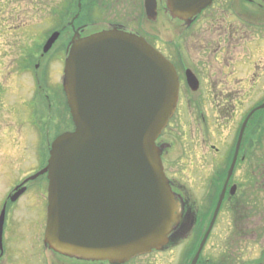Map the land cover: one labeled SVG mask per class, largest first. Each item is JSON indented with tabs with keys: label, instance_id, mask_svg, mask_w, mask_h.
<instances>
[{
	"label": "water",
	"instance_id": "95a60500",
	"mask_svg": "<svg viewBox=\"0 0 264 264\" xmlns=\"http://www.w3.org/2000/svg\"><path fill=\"white\" fill-rule=\"evenodd\" d=\"M145 1L155 20L156 0ZM213 1L167 0L172 17L188 24ZM64 88L75 131L54 140L47 167L32 177L49 179L46 244L69 257L113 264L162 250L179 221L156 145L177 108L175 67L143 37L114 28L73 40ZM3 224L4 213L0 231Z\"/></svg>",
	"mask_w": 264,
	"mask_h": 264
},
{
	"label": "rangeland",
	"instance_id": "374dc122",
	"mask_svg": "<svg viewBox=\"0 0 264 264\" xmlns=\"http://www.w3.org/2000/svg\"><path fill=\"white\" fill-rule=\"evenodd\" d=\"M83 1L84 8L82 6V10H79L84 22L123 23L146 35L163 52L170 54V47L175 54L182 52L191 67H196L204 77L198 92L193 93L186 88L183 90V99L195 100L191 110L197 111L198 115L201 113L203 116L205 108L209 111L215 110L210 106L213 100L210 84L212 80L221 82L225 79L237 63L244 67L239 77L243 78V81L251 79L252 84L249 82L243 86L241 80L228 81V85H233L231 100L232 105L234 102L235 111L228 114L231 121L228 122L229 127H237L242 116H246L264 100V91H260L264 87V18L259 16L258 6L245 4L243 19L235 18L232 11L229 18L228 12L223 13L220 6L215 7L196 28L184 33L178 22L169 20L168 14L164 12V3L160 4L157 21H148L144 17L142 0ZM77 4L78 0H0V211L3 204L9 201L14 187L46 165L54 139L61 132L71 128L72 121L65 99L55 90L50 93L56 97L48 103L45 94H41L36 86L38 84L46 90L49 85L56 84V78L54 82L46 80V73L48 68L50 73L62 68V63L56 59L59 49L49 51L42 60L39 55L42 54L47 38L57 26L66 24L75 15ZM217 11L219 13H216ZM214 14L225 20L221 33V28L214 27L210 22L209 16ZM233 26L235 33L230 34L228 28ZM200 34L201 38H205L202 45L199 43ZM219 35L220 46L216 44ZM197 52H201V56H198ZM33 53L39 57L32 56ZM253 62L259 64L261 74L254 85ZM216 67L218 73L215 75ZM211 73L214 74L212 79ZM196 101L200 102L199 106ZM203 101H206L208 106ZM184 114L189 115V112L184 111ZM213 115L212 120L207 118L208 124L223 123L222 115ZM186 117L176 121L175 124H180V127L176 126L173 134L167 132L160 142L170 145L165 153L167 156L164 155L163 158L169 176L175 177L179 182L186 179L184 176L190 175L188 181L196 186L197 178L194 173L201 163L193 158V147L190 146L199 144L203 137L215 144L219 131L216 134L217 130H214L210 140L209 132H205L199 125L202 117H196L194 114L190 118ZM253 117L256 119L252 125H256L257 119L264 117V111ZM185 132L187 136L182 138ZM260 147L264 148V144ZM47 190L46 177H42L30 184L29 190L19 201L7 205L9 212L5 231L22 232L20 246L26 252L25 257L22 256L26 264H40L39 258L31 254L34 249L32 245L36 240L35 234L30 231L33 230L34 224L46 222ZM192 191L196 194L195 189ZM225 214L222 212L219 219L217 218L216 229L213 231L214 225L202 259H208L209 264L210 260L215 261V264H246L256 261L264 252V231H226L229 219ZM209 220L210 214L204 219V231ZM196 240L197 232L193 231L192 236L184 242L188 251L197 243ZM193 251L194 248L191 252ZM170 255H144L133 259V262L145 264L147 260H156L157 264H164L163 261L170 262ZM183 258L184 262L188 261L189 254Z\"/></svg>",
	"mask_w": 264,
	"mask_h": 264
},
{
	"label": "flooded vegetation",
	"instance_id": "af4514ba",
	"mask_svg": "<svg viewBox=\"0 0 264 264\" xmlns=\"http://www.w3.org/2000/svg\"><path fill=\"white\" fill-rule=\"evenodd\" d=\"M224 1H226V3H223ZM160 2L163 1L160 0ZM245 4L258 6L259 16L261 15L264 18V1L262 0H215L212 6L207 8L191 26L185 28V23L181 21L179 22V24L182 26V29H184L183 32L187 33L189 30L196 28L198 23L203 18L206 19L208 12L219 6L220 10L223 13L228 12L229 18L231 17L230 11H232L235 18L243 19V16L245 15ZM216 13H219V11H217ZM209 19L211 20L210 22L214 27L221 28L219 30L221 33L223 30L222 26L225 20L223 18V20H221L220 16H215V14L210 15ZM66 24L60 26V28H62H59L61 30V34L51 49V51L56 48L59 49L56 55V59L62 63V68L60 69V71L55 70L54 73H50L48 68L46 73V80L49 79L50 81L54 82L56 78V84L54 86L49 85L47 89L45 88L46 90L42 89V87L38 84L36 86L41 94H45L48 103L51 101V99L56 97L50 93L55 92V90L59 93L58 95H60L66 101L62 86V78L64 74L65 60L67 57L66 54L70 42L73 39L75 28L73 26V23L67 22ZM82 25L83 27L80 28V32H82L83 34H81V36H85L89 34L88 31L90 30V28H88L87 31V29L84 27L87 25V23L79 25L78 28ZM228 30L230 34L235 33L234 26L229 27ZM204 40L205 38H201L200 34L199 43H201V45L204 44ZM60 43L61 45H59ZM220 43L221 41L219 35L216 44L220 46ZM163 53L176 66L180 78L181 88L177 112L172 118L168 128L165 130L161 138L167 132L173 134L174 128L176 126L180 127V124H175L176 121H181L183 118H187L186 116H189L190 118L193 114L196 117H202L199 125L203 127V130L205 132H209L210 140H212L213 131L217 130L216 134L219 131L217 137L215 138L217 140L215 144L207 141L206 137H203L199 144L195 143L197 144L196 146H190L193 147V158L197 162L201 163L200 167L197 168L194 173V176L197 178L196 186H193L188 181V178L191 177L190 175H188L187 177L184 176V178L186 179L179 180V182L175 177L169 176L171 179H173L174 189L179 195L180 200L184 204V215L193 218L194 215L192 213L197 212V223L193 231H204V219L211 213L212 210L213 214L215 213L218 202L220 201L222 195L223 199L219 210L220 212L218 215V219L222 212L226 213L225 215L229 219V225L225 229L226 231H264V148L260 147L264 144V117L261 120L257 119L258 122L256 123V125H252V122L256 119V117H252L249 120L243 133H241V126L243 125V121L244 119H246L249 112L246 116H242V119L237 127H229L228 124V122H231L228 118V114H233L235 112L233 109L234 102L232 105L231 100L233 85H228V81L230 79L243 81V78L239 76L242 74L244 67L241 63H237V65L233 67V71L231 72V74H228L226 78L221 82H213L212 80V83L210 84V91L212 92L211 98L213 100H211L210 106L215 110L209 111L207 108H205L204 115L202 116L199 110L198 112L200 113V115L197 114V111L191 110L193 107V101L195 102V100L183 99V90L186 88L190 92H198L203 85L201 80L204 77L196 67H191V64L189 63L187 58H184V54L182 52H178L177 55L174 53V51H172L170 47V54L166 52ZM197 55L201 56V52H197ZM33 56L37 57L38 55L35 53ZM39 56L38 57L40 60L46 57H43L42 54H40ZM247 59H250V57H247ZM199 60L200 59H198V62ZM199 63L204 66L203 62ZM252 64L254 65L252 78L253 81H255L253 83L254 85L256 83V80H258L257 77L261 74L259 72V64L254 62ZM191 69L194 72L191 71ZM235 71L236 75H234ZM188 72H193L197 77V80L199 81V88L196 91H193L187 82L186 75ZM217 73L218 70L216 67L215 75ZM213 76L214 74L211 73L210 79H212ZM249 82H251L252 84V80L248 79L243 81L241 85L246 86ZM230 83L233 84L232 81ZM57 87L59 91L57 90ZM260 91H264V87ZM199 103L200 102H198V106ZM203 103L208 106V103L206 101H203ZM184 111L189 112V115L184 114ZM214 113H219L223 116V123L220 122L219 124L214 125L207 123V118L212 120L214 117ZM221 128L222 130L228 132L226 133L225 131H222ZM186 136L187 132H185L184 136L181 137L186 138ZM161 144L165 143L162 141ZM165 145L167 147H170V145ZM167 151L168 149L165 150V153ZM164 155L165 157L167 156V154ZM26 184L27 192L30 185L28 183ZM16 187L17 186H15L14 189ZM193 189L196 190V194L192 191ZM11 197L12 196H10V199ZM10 199L8 202H5L3 204L0 212H2L4 209H6L7 211L9 210V207H7V205L8 203H12ZM42 223L43 222H41L40 224H34L33 230L30 231L35 234L34 239L36 240V242H34V244L32 245V248L34 249L31 250V254L36 255L37 258H39L40 264H107L90 262L77 258H70L56 253L52 248L49 247V245L46 244L44 240L46 222H44L43 224ZM216 225L217 222L213 231L216 229ZM208 226L209 223L205 231H207ZM220 231H222V229H220ZM177 235L178 233H175L172 236L176 237ZM22 239L23 237L21 231H3L2 241L0 242V264H26L22 259V256L25 257L26 255V252L21 247ZM184 242L173 243L170 246L171 248L168 247L162 252L153 251L152 253L148 254V256L153 257L159 254H171L170 256L172 259L170 260V262L165 263L163 261L164 264H187L186 261L184 262L183 258L185 257V255H187L188 252L187 244H185ZM203 253L204 250L202 252V255ZM207 260L208 259H206V261L201 259L198 264H209ZM131 262L132 264H134L133 260H131L127 264H131ZM145 264H157V262L156 260H147ZM210 264H215V261L210 260ZM246 264H264V252L257 258L256 261L248 262Z\"/></svg>",
	"mask_w": 264,
	"mask_h": 264
}]
</instances>
